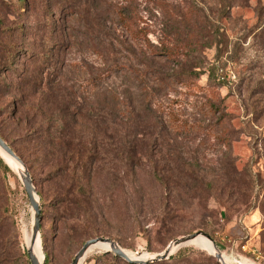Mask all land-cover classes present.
<instances>
[{"label": "rangeland", "instance_id": "374dc122", "mask_svg": "<svg viewBox=\"0 0 264 264\" xmlns=\"http://www.w3.org/2000/svg\"><path fill=\"white\" fill-rule=\"evenodd\" d=\"M232 3L225 13L223 0H0V132L33 166L23 161L50 264H71L91 238L156 254L198 231L229 261L264 264V0ZM213 65L216 82L186 74ZM48 116L62 144L36 149L25 135ZM70 139L99 145L78 181L53 173L70 163ZM8 168L0 264H32L33 208ZM182 248L130 262L97 245L82 264H222Z\"/></svg>", "mask_w": 264, "mask_h": 264}, {"label": "trees", "instance_id": "16d2710c", "mask_svg": "<svg viewBox=\"0 0 264 264\" xmlns=\"http://www.w3.org/2000/svg\"><path fill=\"white\" fill-rule=\"evenodd\" d=\"M224 1V11L225 13L228 12L229 8L233 5L232 0H223ZM218 66L213 65L210 67L208 71L204 69L200 70H190L187 71L186 74L188 76L193 77H200L204 73L208 72V77L211 82H216L218 78ZM57 118L55 116H48L46 119H44V123H40L37 127V129L29 128L27 130L28 134L25 136H29L31 138H28L29 140H35V147L36 149H39L40 146H42L45 143L51 144V145H59L62 144L59 138H56L57 135H53V132L56 133L60 128L58 125H56ZM0 135L3 137L5 141H7L6 137L0 132ZM7 143L12 147V149L18 154V156L29 165V168L33 169V166L29 164V160L26 159L24 153L22 152V147L15 146L12 143ZM90 142L89 144H91ZM94 144V145H93ZM90 146L83 145L82 148L78 149L74 143V139H70V141H64L63 145H65L68 149V151L71 153V158L69 159L70 163L68 164L65 158H60V160L56 161L57 164L52 165L53 167V173L55 174V178H59V180H63L62 175L66 174L69 176L70 180H81L82 174H85L88 170H92L93 168V160L97 158V148L98 143L95 141ZM77 148V149H76ZM56 148H53L52 151H54ZM50 154V153H49ZM51 155H56L55 153H51ZM0 164L3 166L4 171L10 172V169L7 165L4 164L2 158H0ZM73 164V166H72ZM70 174L72 177H70ZM33 175V174H32ZM65 175V176H66ZM34 176V175H33ZM42 194V192H41ZM42 200L45 201L44 196L42 197ZM45 203V202H44ZM210 234V233H209ZM211 235V234H210ZM212 236V235H211ZM186 248H180L175 254L170 256V259H176L180 258L185 252ZM44 264H50V258L47 255L45 263Z\"/></svg>", "mask_w": 264, "mask_h": 264}, {"label": "water", "instance_id": "95a60500", "mask_svg": "<svg viewBox=\"0 0 264 264\" xmlns=\"http://www.w3.org/2000/svg\"><path fill=\"white\" fill-rule=\"evenodd\" d=\"M0 147H2L12 158H14L16 161L20 162L23 165V169L21 170V176L22 177H19L18 173L15 172L13 170V168L6 162L4 157L1 156L4 159V161L7 163V165L20 178V180L22 181V183H23V185L27 191L30 203H31L32 208H33V227H32V229H33V239H35L36 236L41 232L40 230H41L42 212H41V207H40V197L38 195L36 186L34 184L33 177L31 175L29 169L24 164L23 160L12 149V147L7 143V141H5L3 139V137L1 135H0ZM199 234L206 236L207 238H209L210 240H212L214 242L213 237L208 232H205V231L194 232L191 234H187V235L175 238L174 240L171 241V243L167 246V248L164 251H162L160 253H156L153 257L147 258V259H133V258L129 257V255L125 252L123 247H121L115 240H113L111 238H106V237L91 238V239H88L83 244V246L77 252V254H76L75 258L73 259V261L71 262V264H79L80 259L82 257H84V255H85L86 251L89 249V247H91L92 245H94L95 243H97L99 241L108 242L112 245V247L105 250L106 252H113L117 256H120V257H122V258H124L130 262H154V261H158V260L168 259L178 249L186 246V243L188 241L194 239ZM172 247H178V249L175 252H173ZM27 251H28V255H29L31 263L32 264H40L37 257L33 253V250L31 248L27 247ZM214 254L218 257L219 261L222 264H230L224 260L222 253L219 249Z\"/></svg>", "mask_w": 264, "mask_h": 264}, {"label": "bare ground", "instance_id": "6f19581e", "mask_svg": "<svg viewBox=\"0 0 264 264\" xmlns=\"http://www.w3.org/2000/svg\"><path fill=\"white\" fill-rule=\"evenodd\" d=\"M0 153H1L2 156H4L7 159L9 165L13 168V170L15 172H17L21 176V170L23 169V165L20 162L16 161L14 158H12L2 147H0ZM39 234L36 236L35 239H33V231H32V239L30 238L31 239L30 240V248L33 250V253L37 257L39 263L40 264H44L45 255H44V253L42 251V243H41ZM188 243L200 246V247L205 248V249H208V250H210L213 253H216L218 251V248H217L216 244L212 240H210L209 238H207L206 236H204L202 234H199L197 237H195L194 239L188 241L186 244H188ZM97 245H100V246H102L104 248H107V249L112 247V245L110 243L101 242V241L95 243L91 247L97 246ZM91 247H89V249ZM89 249L86 251L84 257H82L80 259L79 264H82V262H83L85 256L87 255ZM177 249H178V247H172V251L173 252H175ZM125 252L129 255V257H131L133 259H147V258H151V257H153L155 255V253H144V252L129 253L126 250H125ZM223 258H224V260L226 262H228L230 264H241V262H231V261H229L227 259L228 257L226 258V257L223 256ZM247 264H253V263L248 262Z\"/></svg>", "mask_w": 264, "mask_h": 264}]
</instances>
